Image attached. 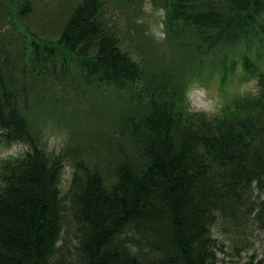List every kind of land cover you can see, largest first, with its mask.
I'll return each instance as SVG.
<instances>
[{
    "label": "trees",
    "instance_id": "obj_1",
    "mask_svg": "<svg viewBox=\"0 0 264 264\" xmlns=\"http://www.w3.org/2000/svg\"><path fill=\"white\" fill-rule=\"evenodd\" d=\"M161 1L178 69L163 55L133 52L105 0L78 1L55 47L40 50L29 32L12 56L0 39V145L27 146L0 166V264H216L215 224L245 219L264 193V0ZM146 27L135 28L144 45L153 41ZM177 52L205 78L219 73L223 86L241 66L258 90L218 113L192 112ZM56 59L60 74L49 68ZM71 61L88 86L132 100L119 111L121 134L96 127L99 156L82 153L66 199L62 169L74 136L48 152L37 126L68 115L53 92L40 95L53 89L46 73L69 80Z\"/></svg>",
    "mask_w": 264,
    "mask_h": 264
},
{
    "label": "rangeland",
    "instance_id": "obj_2",
    "mask_svg": "<svg viewBox=\"0 0 264 264\" xmlns=\"http://www.w3.org/2000/svg\"><path fill=\"white\" fill-rule=\"evenodd\" d=\"M78 1L80 0H0V39L7 41L12 56H16L19 41L24 42V39H28L29 32L37 39H41L38 44L40 50L46 46L55 47L52 42L61 36ZM25 2L29 3L26 11L24 7L19 6ZM105 2L108 20L121 26L120 30L125 34L122 36L133 52L154 57L160 54L178 67V62L172 54L180 49L174 47L175 42L167 40L166 9L161 0H105ZM144 24L147 26L146 33H149L153 40L147 45L141 43L143 40L138 38V31L135 30ZM161 31L164 33L163 39L157 38L155 34ZM28 47L30 52L26 60L28 66L32 67L36 57L31 46ZM175 56L188 65L182 73L178 71L180 74L176 72V75H180L178 80L185 86L184 99L192 112L215 114L220 112L223 106L230 104L236 95L255 93L258 90L255 78L241 79L243 73L241 66L230 78L229 84L223 86L219 73L214 72L211 78H205L206 70L196 73L195 65L190 66L183 54L177 52ZM42 59L41 56V62ZM22 60L25 62L24 58ZM60 63L56 59V64L50 63L49 68L51 70L56 68L59 73ZM27 70V76L31 80L38 83L41 81L39 78L33 79L36 75L30 67ZM68 71L70 75L66 77L69 80L46 73L43 76L46 79L45 84L53 89L40 95L45 99V96L48 98L53 92L52 97L67 109L68 115L58 116L57 119L51 117L47 123L46 120L40 121L37 126L43 133V143L48 152L59 153L74 136L75 140L73 139L71 143L74 152L66 158L62 169L61 188L67 195L66 199L69 196L68 190L72 183L75 163L85 155L82 153L87 151L86 155H91L94 159L99 156V153L92 149L96 127L99 128V133L106 137L115 134V131L121 134L123 129L118 125L119 111H123L132 100V96L126 97L122 92L111 89L101 91L95 84L88 86L89 84L80 76L74 61L70 62ZM191 71L195 74L194 77L191 76ZM26 150L27 146L23 143L0 145V166L5 160H11ZM261 199L264 200V193L258 194L254 203L242 214L245 219L219 220L215 224L213 234L219 244L216 264H264V209ZM64 234L67 240L69 235ZM73 243L75 240L70 245Z\"/></svg>",
    "mask_w": 264,
    "mask_h": 264
},
{
    "label": "clouds",
    "instance_id": "obj_3",
    "mask_svg": "<svg viewBox=\"0 0 264 264\" xmlns=\"http://www.w3.org/2000/svg\"><path fill=\"white\" fill-rule=\"evenodd\" d=\"M161 27H162V25H161ZM155 34H156L157 38H159V39H163L164 38V33L162 31L161 32H156Z\"/></svg>",
    "mask_w": 264,
    "mask_h": 264
}]
</instances>
